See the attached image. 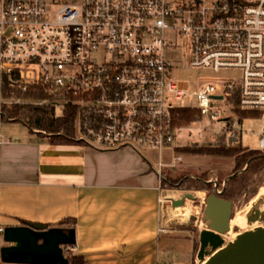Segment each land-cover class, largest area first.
Returning <instances> with one entry per match:
<instances>
[{"label": "built area", "instance_id": "2783aa9c", "mask_svg": "<svg viewBox=\"0 0 264 264\" xmlns=\"http://www.w3.org/2000/svg\"><path fill=\"white\" fill-rule=\"evenodd\" d=\"M178 37L190 67L235 69L239 77L207 83L196 91L198 105L187 104L189 83L166 55ZM5 77L13 93L39 88L48 96H6ZM235 86L242 108L264 111V0H0V104L32 101L60 114L73 105L84 143L153 149L163 205L182 201L165 182V168L183 159L165 154L184 127L176 109L198 108L194 123L203 114L217 119L224 113L216 104Z\"/></svg>", "mask_w": 264, "mask_h": 264}, {"label": "crops", "instance_id": "0c3cea01", "mask_svg": "<svg viewBox=\"0 0 264 264\" xmlns=\"http://www.w3.org/2000/svg\"><path fill=\"white\" fill-rule=\"evenodd\" d=\"M2 121L0 227H75L76 244L65 253L71 248L85 264L191 263L193 233L161 228L166 205L159 198L166 190L150 157L130 146L52 142L30 127L4 132ZM7 244L16 242L0 232V264H38L3 260Z\"/></svg>", "mask_w": 264, "mask_h": 264}, {"label": "rangeland", "instance_id": "374dc122", "mask_svg": "<svg viewBox=\"0 0 264 264\" xmlns=\"http://www.w3.org/2000/svg\"><path fill=\"white\" fill-rule=\"evenodd\" d=\"M185 43H189L187 38L184 39ZM166 55L169 59L176 63L175 74L178 78L184 79L189 83L190 95L186 97V103L192 106L198 105L196 91L201 89L207 83L223 84V77H239V72L235 69L221 70L219 72L213 69L190 67L191 54L187 45L183 44L181 37H178L173 46L166 49ZM186 66H182V64ZM9 98V97H7ZM10 104V102H7ZM226 105L231 106V109L225 111ZM216 108L223 111L224 115L213 119L209 114H203L200 122H193L200 118L198 115L194 120L187 123H180L184 127L177 134V137L171 147L167 148L165 152L167 161H170L176 155H182L183 159L178 161L175 166L166 167V186L169 189L168 193L173 199L182 197L183 204L190 210L189 216L183 219L171 218L172 213L175 211V205L170 201L163 211V221L167 227L187 229L193 233L197 240V245L190 264H204L202 258L198 256L200 249V233L203 229L209 227V219L206 217V199L210 193L222 190L227 186V181L230 175L247 170L248 164L235 169V156L218 155L209 152H195L186 151L184 148H216L223 145L229 146H245L249 145L255 148H262L261 136L264 129V115L261 117H247L240 120L238 113V105L233 102L223 103L218 102ZM0 104V110H1ZM57 114L62 112L61 107L55 110ZM11 119H3L2 130L4 132H11L21 134L22 131H29L27 124L23 120L9 121ZM202 129V136L197 135L196 131ZM190 129L195 131L193 137L189 136ZM235 136L237 138L235 139ZM233 138L232 142L230 139ZM179 147V150L178 148ZM143 153L157 162L155 158V151L151 148H143ZM247 173V172H245ZM247 182L242 187H238L231 197L233 199V212L231 220V230L226 233V241L231 240L235 233H239L246 229H251L253 222L249 221L248 213L256 206L264 204V193L261 192L260 187L264 182V165L256 171L252 170L248 173ZM202 177L206 182L213 184L208 186L203 183L201 188L189 185L191 178ZM244 176H242V179ZM240 188V189H239ZM257 192L254 196L249 198L253 192ZM180 193V195H179ZM194 196H193V195ZM250 199L247 207V215L245 221L240 219L239 213L242 210V205L246 200ZM258 224H264V216L257 220ZM75 252L68 248L67 256L73 257Z\"/></svg>", "mask_w": 264, "mask_h": 264}, {"label": "water", "instance_id": "95a60500", "mask_svg": "<svg viewBox=\"0 0 264 264\" xmlns=\"http://www.w3.org/2000/svg\"><path fill=\"white\" fill-rule=\"evenodd\" d=\"M233 204V199L223 197L219 191L207 196L205 213L210 229H203L200 233L198 256L205 259L204 264H264V225L241 231L233 240L226 241L224 234L231 230ZM245 210L239 213L242 220L245 219ZM260 218L262 210L259 206L248 213L251 222ZM4 239L16 244L2 246L3 260L38 264H68L65 246L75 245L77 240L75 227H47L38 222L8 225L4 229Z\"/></svg>", "mask_w": 264, "mask_h": 264}, {"label": "trees", "instance_id": "16d2710c", "mask_svg": "<svg viewBox=\"0 0 264 264\" xmlns=\"http://www.w3.org/2000/svg\"><path fill=\"white\" fill-rule=\"evenodd\" d=\"M6 83L4 84V91L6 96L13 97H24L27 99L34 98H45L48 96L45 91L39 88H31L29 91L23 92L21 90L14 89L9 85L8 78L5 77ZM228 102H233V104L238 105L239 118L247 117H261L264 115L263 110L259 109H245L240 106V89L238 87L230 88L228 94ZM0 116L2 119H13V120H23L32 130H38L41 134L47 136L52 142L61 143H80L83 142L79 138L78 127H77V109L75 106H70L63 114H57L53 105L44 104L36 105L32 101L27 102H13V103H3L1 105ZM200 110L193 107H179L176 109V117L178 123H187L188 121L194 120ZM179 150V147H177ZM186 151L195 152H211L218 155L225 156H235V169L237 171L241 167L248 164L247 170L231 176L227 181L226 189L223 191L222 196L225 198H231L238 187L244 186L247 182V177H249V172L252 170L256 171L264 165V149L251 147L249 145L245 146H234V145H223L216 148L204 147V148H194L190 147L184 148ZM247 172V173H245ZM242 176L244 178L242 179ZM203 183L211 186L202 177L191 178L189 185H194L195 187L201 188ZM240 189V188H239ZM75 224V221L74 223ZM70 264H85V259L82 255L75 254L73 257H68Z\"/></svg>", "mask_w": 264, "mask_h": 264}, {"label": "bare ground", "instance_id": "6f19581e", "mask_svg": "<svg viewBox=\"0 0 264 264\" xmlns=\"http://www.w3.org/2000/svg\"><path fill=\"white\" fill-rule=\"evenodd\" d=\"M259 190H261V192L264 193V182L261 184V187H260ZM256 193H257L256 191L253 192L249 198H251L252 196H254ZM249 202H250V199L246 200V201L244 202V204L242 205V209H244V210L246 209V210H245V219H246V215H247V210H248L247 207H248ZM178 205H179V206H176V207L174 208L175 211L172 213L171 218H173L174 220H175V219H183V218L186 219L187 216H189L190 210L188 209V207H187L186 205H182V204H181V205L178 204ZM259 207H260V209L262 210V216H264V204L259 205ZM245 219H244V221H245ZM258 225H260V224H258L257 221H254L253 224H252V227L254 228V227L258 226ZM262 225H264V224H262ZM206 229H210V228L207 227ZM224 236L227 237L226 234H224ZM236 236H237V233H235V234L231 237V240H233ZM202 262L204 263V262H205V259H202Z\"/></svg>", "mask_w": 264, "mask_h": 264}, {"label": "flooded vegetation", "instance_id": "af4514ba", "mask_svg": "<svg viewBox=\"0 0 264 264\" xmlns=\"http://www.w3.org/2000/svg\"><path fill=\"white\" fill-rule=\"evenodd\" d=\"M225 189H226V187H223L222 190H219V189H218V191L223 193V191H224Z\"/></svg>", "mask_w": 264, "mask_h": 264}]
</instances>
